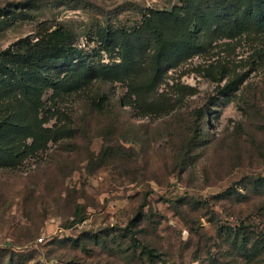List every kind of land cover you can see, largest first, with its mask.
Listing matches in <instances>:
<instances>
[{"label":"rangeland","instance_id":"obj_1","mask_svg":"<svg viewBox=\"0 0 264 264\" xmlns=\"http://www.w3.org/2000/svg\"><path fill=\"white\" fill-rule=\"evenodd\" d=\"M185 2L0 0L10 10L0 16V53L52 20L91 60L120 62L118 49H103L100 29L135 26L142 11ZM27 10L32 17L18 14ZM190 12L205 26L201 47L176 55L157 112L123 105L120 82L43 95L42 126L74 135L0 170V264H148L143 246L161 256L158 264H254L234 230L245 222L253 240L264 238V33L215 31L212 2ZM102 94L111 104L104 111L93 103Z\"/></svg>","mask_w":264,"mask_h":264},{"label":"trees","instance_id":"obj_2","mask_svg":"<svg viewBox=\"0 0 264 264\" xmlns=\"http://www.w3.org/2000/svg\"><path fill=\"white\" fill-rule=\"evenodd\" d=\"M203 2L213 3L215 31L224 28L228 36L247 29L264 33V0H186L183 6L142 11L141 22L135 26L100 29L103 49L110 53L118 49L120 62L91 60L90 55L78 47L74 32L52 20L40 21L32 37L1 52L0 170L16 168L50 139L73 137L71 127L55 130L42 126L45 118H40V111L46 106L42 97L49 90L59 97L96 83H125L127 91L121 98L123 105L132 106L140 115L157 112L165 103L164 95L158 94L157 90L166 71L176 65V55L187 56V52H198L201 47L196 36L205 27L204 23L194 22L189 15L190 11L201 12ZM9 11L0 9V16L7 17ZM31 13L27 10L18 14L32 17ZM5 21L0 17V29L5 27ZM169 25L178 26L179 30L167 35L164 27ZM150 43L151 49L146 52ZM188 87L182 86L181 93L185 95ZM105 97L102 94L99 99H93L96 108L104 111L111 105ZM31 138L33 141L28 144L27 140ZM79 213L81 210L78 209ZM83 220L81 217L73 221ZM234 231V243L250 251L254 264H264V256L256 262V257L264 255V238L253 240V230L245 222ZM141 252L148 264H158L161 259L148 246H143Z\"/></svg>","mask_w":264,"mask_h":264}]
</instances>
